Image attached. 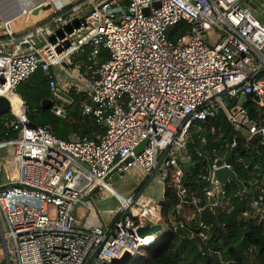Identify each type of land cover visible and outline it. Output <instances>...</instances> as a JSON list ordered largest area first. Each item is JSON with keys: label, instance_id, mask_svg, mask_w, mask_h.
<instances>
[{"label": "built area", "instance_id": "2783aa9c", "mask_svg": "<svg viewBox=\"0 0 264 264\" xmlns=\"http://www.w3.org/2000/svg\"><path fill=\"white\" fill-rule=\"evenodd\" d=\"M242 2L0 0V96L16 130L0 141V238L9 261L110 264L125 250L142 254L139 228L158 224L161 237L168 233L158 202L171 186L176 214L198 227L189 235L206 239L214 223L197 225L201 212L217 217L230 209L224 202L230 181L221 183L215 171L233 168L215 158L202 175L204 202L188 197L179 185L191 124L221 110L234 129L264 138V125L244 108L252 94L264 109V24ZM41 5L46 14L33 16ZM28 14L43 20L14 31L12 22ZM85 47L92 48L87 58L74 62ZM37 69L48 76L52 113L65 118L66 92H85L82 112L104 133L63 140L32 125L15 92ZM134 166L137 187L118 192L113 183ZM251 185L255 192L241 215L264 221L263 177ZM187 203L195 209H185Z\"/></svg>", "mask_w": 264, "mask_h": 264}, {"label": "trees", "instance_id": "16d2710c", "mask_svg": "<svg viewBox=\"0 0 264 264\" xmlns=\"http://www.w3.org/2000/svg\"><path fill=\"white\" fill-rule=\"evenodd\" d=\"M91 49L85 47L84 53L74 62L82 63ZM98 56L106 60L107 49L100 47ZM16 93L24 101L28 121L35 126H47L58 138L63 140H69L73 136L96 138L104 133V127L91 115L82 112L84 103L89 102L85 92H76L73 89L66 92L71 102L65 104L68 111L65 118L43 108L42 101L51 100L53 95L48 76L40 69L21 81ZM244 108L254 121L264 125V109L259 106L254 95H246ZM11 117L9 111L0 114V141L16 136V130L9 126ZM231 134L235 144L228 149ZM187 151L190 160L181 163L185 171L179 186L185 188L189 198L199 197L201 203L205 200L201 191L204 185L202 175L207 172L215 158H224L230 163L241 181L250 182L258 174L264 179V138L259 135L248 138L242 131L234 129L221 110L212 117L191 124ZM255 165H258L259 169H256ZM224 187V202L230 209L217 214L218 222L205 230L206 239L192 237L191 234L182 237L176 232L177 228L187 232L199 230L191 221H184L176 214L179 203L176 189L172 186L165 188L158 205L160 215L168 227V233L156 243L144 246L143 252L146 255L140 264H264V221L257 222L241 215V212L248 208V197L255 192V185H251L242 195L237 185L231 181ZM184 208L193 211L195 204L187 203Z\"/></svg>", "mask_w": 264, "mask_h": 264}, {"label": "water", "instance_id": "95a60500", "mask_svg": "<svg viewBox=\"0 0 264 264\" xmlns=\"http://www.w3.org/2000/svg\"><path fill=\"white\" fill-rule=\"evenodd\" d=\"M242 5L246 8H248L252 12V14L262 24H264V0H243ZM43 9H45V6H43V5L36 7L35 9H33L31 11V14L33 16H37L39 14L40 10H43ZM51 104H52V101L50 99H45L42 101V106L45 109H49ZM8 111H9V104H8L7 98L5 96H0V114H2L4 112H8ZM232 140H233V135L231 134L229 136L228 149H230V145L232 143ZM215 176L221 183H224L227 180L235 183L240 192L243 191L245 188H250V185L254 182V180H251L250 182L241 181L232 169H229L226 167H222V168L217 169L215 171ZM261 177H262V175L258 174L256 178L260 179ZM84 212H85V209L80 206V207H78L76 214H77V216L82 217ZM200 222L217 223L218 219L215 215L211 214L208 210H203L199 216V221L196 224L199 225ZM154 231H157V232L160 231V225H158V224L157 225H147L143 228L138 229L140 236H144L148 232L151 233ZM176 232L179 235H181L182 237H188L189 236V233L187 231H185L184 229H181V228H177ZM2 245H3V243H2ZM140 247L143 249V246H140ZM140 255H141V259H142L146 255V253L140 254ZM133 256L134 255L132 254L131 251L125 250L120 257H114L112 259V261L110 262V264H130V262L132 260L131 258H133ZM5 257L7 260V264H10V261L8 260V256L6 253H5ZM131 264H133V263H131Z\"/></svg>", "mask_w": 264, "mask_h": 264}, {"label": "rangeland", "instance_id": "374dc122", "mask_svg": "<svg viewBox=\"0 0 264 264\" xmlns=\"http://www.w3.org/2000/svg\"><path fill=\"white\" fill-rule=\"evenodd\" d=\"M45 14H46V11L43 9L41 11V17L44 16ZM41 17H39L35 20V17L31 16L30 14L21 16L19 19H16L12 22L11 28L14 31H18L19 29L27 26L28 24H30L34 20L38 21V22L42 21L43 18H41ZM137 169L138 168L134 166V168L132 170H130L128 173H123L121 178L116 180L113 183L114 188L118 192L123 193V194L131 193L138 185L137 184V176H138V170ZM150 186H154L156 188H157V186L160 187V185H158V184L155 185L153 180L150 182ZM111 205L114 206L115 201H111ZM0 224L2 227L4 226V222H3V219L1 217H0ZM141 238L148 239V242L153 243L154 241L161 238V233H160V235H155L152 233L151 235H146V236L141 237ZM3 260H4L3 263L7 264L6 260L5 259H3ZM140 262H141V255L139 253H134V256H133L130 264L131 263L140 264Z\"/></svg>", "mask_w": 264, "mask_h": 264}, {"label": "bare ground", "instance_id": "6f19581e", "mask_svg": "<svg viewBox=\"0 0 264 264\" xmlns=\"http://www.w3.org/2000/svg\"><path fill=\"white\" fill-rule=\"evenodd\" d=\"M152 233L155 234V235H160L161 232H160V231H158V232H157V231H154V232H151V233L148 232V233L145 234L144 236H146V235H151ZM144 236H140V240L137 242L138 245H144V246L149 245V244H146V243L148 242V239H145V238L143 239V238H141V237H144ZM145 244H146V245H145Z\"/></svg>", "mask_w": 264, "mask_h": 264}, {"label": "crops", "instance_id": "0c3cea01", "mask_svg": "<svg viewBox=\"0 0 264 264\" xmlns=\"http://www.w3.org/2000/svg\"><path fill=\"white\" fill-rule=\"evenodd\" d=\"M3 259L6 260V257H5V251H4V248H3V245H2V241H1V238H0V264H4L3 263ZM7 262V260H6ZM11 263L10 264H15L13 261H10Z\"/></svg>", "mask_w": 264, "mask_h": 264}, {"label": "clouds", "instance_id": "9594fccd", "mask_svg": "<svg viewBox=\"0 0 264 264\" xmlns=\"http://www.w3.org/2000/svg\"><path fill=\"white\" fill-rule=\"evenodd\" d=\"M151 244H153V243H150L149 245H151ZM146 246H148V245H146ZM142 254H144V253H142Z\"/></svg>", "mask_w": 264, "mask_h": 264}]
</instances>
